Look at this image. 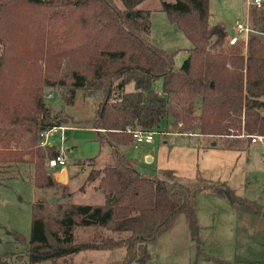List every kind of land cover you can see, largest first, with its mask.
Wrapping results in <instances>:
<instances>
[{
    "label": "trees",
    "instance_id": "trees-1",
    "mask_svg": "<svg viewBox=\"0 0 264 264\" xmlns=\"http://www.w3.org/2000/svg\"><path fill=\"white\" fill-rule=\"evenodd\" d=\"M147 1L0 0V166L10 170L7 178L23 176L27 165L24 175L37 188L56 184L47 164L58 151L41 145L42 133L70 116L49 107L47 89L66 105L79 89L100 100L86 125L97 129L100 148L108 146L112 157L85 180L97 182L103 203L72 202L65 187L63 201L33 204L29 264H75L80 252L119 248L125 257L104 264H144L149 246L181 215L196 258L209 259L200 244V193L264 216L259 203L236 195L226 181H184L168 168L143 171L123 152L135 143L128 127L155 130L163 119L169 127L223 138L224 148L242 147L237 143L248 140L242 134L264 135V3L250 12L254 32L245 51L242 40L228 43L223 23H209L208 0H160L159 10L191 43L176 67L177 50L152 42ZM158 79L162 93L153 89ZM98 156L83 163L94 165Z\"/></svg>",
    "mask_w": 264,
    "mask_h": 264
},
{
    "label": "rangeland",
    "instance_id": "rangeland-1",
    "mask_svg": "<svg viewBox=\"0 0 264 264\" xmlns=\"http://www.w3.org/2000/svg\"><path fill=\"white\" fill-rule=\"evenodd\" d=\"M248 1L208 0L209 23L221 22L225 25L229 34L234 33L233 26L236 19L250 15L252 7L248 4ZM143 6L151 10L152 42L165 50H177L173 61L176 67L181 66L187 57L186 49L191 46L190 41L178 26L171 23L167 15L159 10L160 0H148ZM153 88L157 92H163V80H156ZM46 100L54 112L61 109L65 110L70 116V121L65 124L70 125H86V121L93 118L100 103L99 99L89 97L82 89L78 90L75 102L72 105L64 104L61 94L55 89L46 90ZM159 130H169L172 131V134L156 135V141L151 145V150L155 156L154 161L149 162L142 156V165L147 168L148 172H158L161 169L168 168L172 171L174 177L184 181H193L197 178L213 182L226 180L229 185L228 178H231L237 184V188L241 190L244 186H246V190L253 187L257 188L254 185V175H252L253 172L250 167L254 160H250L249 166H245L246 160L244 157L235 159L229 152L212 146L213 142L222 143L223 138L190 133L177 127H166L165 120L161 122ZM61 133L62 131L54 134L50 139L56 147H59L61 143ZM71 133L73 138L69 139L67 144L75 149V153L68 155L69 160L66 167L69 170V175H73L70 188L77 189V186H81L87 179L91 169H99L105 166L112 162V157L108 146L100 148L99 142L96 145L93 144L94 132L82 129ZM95 148L96 152L94 151ZM91 154L92 156L99 154L95 164L83 163V160L89 158ZM257 157H260V155ZM30 167L25 165L23 173L29 172ZM47 168L52 170L48 165ZM9 171L6 166H0V261L6 262V264H29L27 250L31 236L33 204L41 198L57 200L58 197H54L53 192L44 193L38 190L29 175L23 174V176L7 178L6 175ZM260 178L264 179V174H261ZM96 184L97 182L88 183L86 193L78 191L76 199L85 200L86 202L83 201L85 203H97L98 196L101 195L103 200V195L100 194L99 190L96 189L95 191L94 185ZM211 200V197L203 195H199L198 202L196 199V209L201 214V221L204 224L203 230L206 232L205 224L212 217L209 212ZM184 219V216L181 215L176 225L184 223ZM149 250L151 259L144 264H170V259L167 258L168 255L166 253L158 255L154 244L149 246ZM100 253H103L106 259L125 257L123 248L104 251L87 250L76 256V263L87 264L89 259L86 255H95L91 257V264H104L105 260L99 256ZM194 254L195 250H193L190 264H203L201 259L195 261ZM173 264L177 263L174 261Z\"/></svg>",
    "mask_w": 264,
    "mask_h": 264
},
{
    "label": "crops",
    "instance_id": "crops-1",
    "mask_svg": "<svg viewBox=\"0 0 264 264\" xmlns=\"http://www.w3.org/2000/svg\"><path fill=\"white\" fill-rule=\"evenodd\" d=\"M163 120H165L167 127V124L170 122V120ZM64 126L66 127L64 130L54 131L51 135L52 137L54 134L62 131V139L59 147H56L51 142V140L50 145L55 146L58 153H64L67 158V161L69 160L68 155L75 153V149H73L67 144L68 140L73 138V134L71 132L80 131L82 129L94 132L95 139L92 142L95 145L98 144L96 128L91 127L90 125L65 124ZM154 142L150 144H145L139 149L135 148L134 145H128L123 148V152L136 160L139 169L148 172L147 168L142 165V156H144L149 162L155 160V156L153 155V152L151 150V145H153ZM237 144L238 146L242 147L224 148L222 146V143L217 142H213L212 146L219 147L220 149H222V151L229 152L233 155L235 159L244 157L246 160L245 166H249L250 160H254V163H251L250 167L252 168V175H254V185L257 187L256 189L253 187L250 190H246V186H244V188H242L241 190L240 188H237V184H235L231 180V178H228V182L231 190L236 195L255 201L264 208V179L260 178L261 174H264V146H261L259 144H251L248 140L239 141ZM94 151L96 152V148L94 149ZM96 155L92 156L91 154L89 158L95 157ZM256 155H260V157H257ZM51 169L52 170L49 171L55 179V186L52 188L37 189L44 193L53 192L52 194H54V197L58 198L57 200H53L51 198H41L40 200L51 202L63 201L62 190L66 187L71 193L70 199L72 202H86L85 200L76 199V194L78 191L81 193H86V188L89 185L85 184V181L81 186H77V189L70 188L72 177L71 175H69L68 168L51 167ZM82 186H84V188H82ZM100 194L102 193L100 192ZM199 195L209 196L212 198L209 209V212L211 213L212 217L205 224V229L207 228V232L203 230L204 224L201 221V214L196 209L198 222L201 228V250L203 254L209 257V259H205L203 257L196 258L195 244L187 230L185 219L184 223H178L179 225H176V222L180 216L178 217L176 222L166 232L163 233L158 242L154 244L155 251L158 253V255H163L164 253H166L168 255L167 258L170 259V264H173L174 261L177 264H190L191 257L193 255V250H195V261L197 259H201V262H203V264H264V216L237 210L226 200L214 196L210 193L198 194L196 197L197 202ZM103 202L104 196L102 200L101 195H99L97 204H101ZM86 256H88L89 259L87 264H91V257L95 255ZM99 256H101L103 260H105V262L109 260V258H105L103 253H100ZM76 260L77 259L75 258V264H78V262L76 263Z\"/></svg>",
    "mask_w": 264,
    "mask_h": 264
},
{
    "label": "built area",
    "instance_id": "built-area-1",
    "mask_svg": "<svg viewBox=\"0 0 264 264\" xmlns=\"http://www.w3.org/2000/svg\"><path fill=\"white\" fill-rule=\"evenodd\" d=\"M263 2L264 0H249L248 4L251 5L252 8L260 9L263 6ZM233 28H234V33L229 35L228 43L234 44L238 40H242L246 47L250 34L254 32L249 25V15L241 19H236ZM65 128H66L65 126H55L49 130L44 131L42 133L43 139L41 141V145L42 146L50 145V137L53 134V132L57 130H64ZM126 131L127 133L131 134L135 139V143L133 145L137 149H139L141 146L145 144L153 143L156 140L157 134L160 135L172 134V131H167V130H159V129L143 130L132 127H128ZM176 134H183V133H176ZM241 136L247 137L248 141L251 144H259L261 146H264V135L262 134H247V135L242 134ZM67 164L68 161L65 154L58 153L56 157L51 158L48 161L47 165L49 167H66Z\"/></svg>",
    "mask_w": 264,
    "mask_h": 264
}]
</instances>
